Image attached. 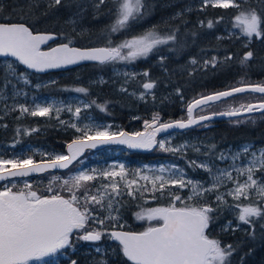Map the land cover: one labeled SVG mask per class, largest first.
<instances>
[{
	"label": "trees",
	"instance_id": "16d2710c",
	"mask_svg": "<svg viewBox=\"0 0 264 264\" xmlns=\"http://www.w3.org/2000/svg\"><path fill=\"white\" fill-rule=\"evenodd\" d=\"M193 1L142 0L144 7L141 13L135 20H130L126 27L119 29L117 36L109 33L116 23L119 7L114 0H105L103 4L97 0L91 3L87 0H61L60 5L49 6L24 5L16 0L0 2V23H23L34 33L57 35L56 43L59 44L81 48L117 47L149 31H154L161 39L175 37L166 44L157 45L147 56L134 60L117 59L103 64H85L45 75L29 73L12 61L18 73L27 77L28 85L6 76L7 71L0 67V157L18 155L21 158L31 157L34 162L50 160L64 154L65 144L82 135L70 126L71 115L67 110L57 112L50 99L68 104L71 96L78 95L91 104L88 110L81 113L83 117L92 114L101 122L112 123L117 133H136L144 129L145 121L152 122L154 116L159 117V123L186 120L189 104L199 97L240 86H264V35L259 38L255 35L251 38L243 36L240 31L242 27L236 20L242 10H255L264 18V0H235L240 7L227 9L194 5L196 8L189 13L178 14ZM199 1L196 0L197 6ZM80 10L83 11L81 22L70 23V18L76 17ZM209 22H212L211 28L208 27ZM96 27L99 29L96 30ZM229 30L238 31L240 37L229 35ZM249 51L253 54L251 59L241 63ZM127 52L128 49L122 50V54L126 55ZM149 82L154 87L148 90L143 85ZM79 88L86 91H76ZM41 101L51 106V113L48 116H32L31 111ZM260 102H264V96L245 93L204 106L195 115L231 111ZM21 106L29 111L21 112ZM99 106H103V110ZM161 141H166L165 146L170 149L182 145L187 147L162 151L159 150ZM11 144L15 145L14 148ZM244 146L254 150L264 149V113L212 121L185 132L160 137L155 150L148 154H134L123 149L111 150L119 152L115 158L126 161L125 168L130 174L138 163L169 160L181 167L184 179L194 182L208 178L206 169L200 166L205 161L212 167L225 165L227 160L221 163V155L226 159L228 153ZM94 157V153H88L67 172L9 181L1 185L0 190L15 185L12 190L18 191L24 189L27 183L38 195L59 193L67 198L70 194L61 188L62 180L74 176L72 172H79L78 169L85 164L81 165L85 158L89 161L87 164H92L94 160L91 159ZM257 176L264 180V171H256ZM53 177H59L60 180L53 182ZM108 183L109 179L99 176L87 182V186L90 194H96L97 189L102 191L101 186ZM50 186L53 190L51 192ZM83 191L81 189L77 192L81 196V203ZM172 194L181 196L183 202L191 206L208 204L215 209L210 214L215 218L210 224V238L219 240L222 247L229 244L233 246L235 251L228 258L230 264H264V218H252V225L238 220L245 206L264 209V201L258 195L251 191L248 198L242 197L240 200L224 195L227 205L218 207L216 192L188 200V187L181 189L169 185L162 195L159 191L153 193L151 184L133 192V195H128L127 190H121L118 196L113 194L114 207L118 211H113L112 215L117 220L106 219L104 225L90 221L88 225L90 229L96 227L103 231L99 242L101 250L83 249L75 242L63 250L66 259L76 264H131L123 256L121 247L111 241L108 231H144L150 224H145L143 220L139 222L136 219L137 213L168 206L172 202ZM176 204L182 206L180 201ZM92 207L96 208L93 215L101 219L108 215L98 206ZM229 221L231 225L225 230ZM44 264L54 263L44 261ZM57 264H67V261L59 260Z\"/></svg>",
	"mask_w": 264,
	"mask_h": 264
},
{
	"label": "snow or ice",
	"instance_id": "6c2138e0",
	"mask_svg": "<svg viewBox=\"0 0 264 264\" xmlns=\"http://www.w3.org/2000/svg\"><path fill=\"white\" fill-rule=\"evenodd\" d=\"M105 0H99L103 4ZM119 4L117 10L116 24L112 27V32H116L128 25L130 20H135L144 7L142 0H114ZM54 5H60L61 0H52ZM99 5H97L98 7ZM214 7H236L240 5L235 0H214ZM238 24L242 27L243 34L249 38L255 35L257 38L264 35V18L259 16L255 10L240 11L236 16ZM212 22L208 27L211 28ZM51 34L35 33L23 23H0V57H13L19 64L37 72L45 69L60 68L64 65L75 64L78 61H98L103 64L108 61L134 60L137 57L147 56L157 45L166 44L168 40L175 37L169 36L161 39L154 31H149L144 35L126 40L117 47L92 48L81 50L70 47L69 44H61L52 47L48 51L42 50L41 46L52 40ZM71 43V41H69ZM123 49H128L127 54H122ZM252 52L245 54L241 63L251 59ZM195 63V61H192ZM7 72L6 76H16L14 64L5 61ZM148 75L147 72L144 73ZM24 77L21 74L18 79ZM25 82L27 83V79ZM145 89H152L154 84L149 82L143 85ZM252 91L264 94V86H244L235 87L227 91H221L194 100L188 107L187 122L178 121L175 123H159V117L154 116L151 123L145 121L144 132L128 134L126 132L109 133L106 129H97L92 133V129L85 127L77 128L75 124L70 126L76 128L82 135L67 145V154H59L50 158L48 162L37 163L31 157L26 159H0V181L9 177H23L30 173H40L48 169H66L83 152L85 148H95L97 143H118L126 144L129 148H151L156 141L158 132L166 131L169 128H187L192 124L208 120L209 116H200L199 120L192 118L193 110L210 102L219 101L222 98L232 96L234 93ZM78 92L86 91L83 88L76 89ZM101 110H103V106ZM29 109L21 106V112H28ZM52 109L50 107H37L31 111L32 116H48ZM241 111L252 113L260 111L264 113V102L258 105L249 104L241 106L228 112L219 113L220 115L236 116ZM59 112V109H57ZM80 109L77 108L75 114L78 116ZM63 123V121H61ZM95 137L105 139L97 141ZM159 147L164 151H176L165 146L163 141L159 142ZM247 151V149H245ZM254 159L251 164L243 169H236L240 174H246L247 179L243 183H236L234 189L229 190L226 195L232 196L234 200H240L243 196L248 198L250 190H255L256 194L264 201V183L254 179L256 171H264V150L260 151L259 156L252 153ZM224 159L223 155L220 157ZM236 157H234L235 159ZM10 165L11 167H7ZM196 166L195 162H192ZM204 167L211 174L208 166ZM161 172L165 169L161 168ZM104 179H110V184L102 185L101 189L96 190V194H90L87 182L94 181L97 176L80 172L64 179L61 188L70 195L66 198L59 193L52 195H38L32 190L31 185L25 183L24 189L13 191L12 187H5L0 191V264H44V258L52 256L71 245V240L75 235L77 239L83 241H100L104 234L100 230H89V222L104 225L105 220H117L112 215L113 211H118L114 207V196L120 195L119 184L116 177L125 181L128 195H133V185L137 180H126L124 165H119V171L107 170L99 174ZM222 177L233 180L231 173L222 172L220 175L213 176L210 187H204L199 182L185 180L183 174L172 172L169 178L164 176L149 177L142 175L139 178L150 181L152 191L161 192L169 185L178 188H190L191 195L188 200L193 198H203L205 194L216 192L217 205H227L223 193L218 192V188L223 183ZM60 180L53 177V182ZM235 182V181H234ZM145 186L135 189L140 191ZM81 189V196L77 195ZM111 189V192H109ZM49 191H53L51 186ZM180 201L182 206H177ZM106 211L108 215L101 219L93 213L95 207ZM236 207H240L236 205ZM215 209L208 204L202 206H191L184 203L181 196L172 194V202L166 207H156L137 213V219L156 221L155 225H150L142 232L112 231L108 235L111 239L118 241L121 246L123 256L131 264H230L229 257L235 251L232 245L221 246L219 240L210 238V224L214 222V217L210 215ZM264 218V209L259 206H245L241 209L238 220L244 224L252 225V218ZM231 225L229 221L225 230ZM82 233V234H80ZM99 251V249H97ZM72 264H76L75 261Z\"/></svg>",
	"mask_w": 264,
	"mask_h": 264
},
{
	"label": "rangeland",
	"instance_id": "374dc122",
	"mask_svg": "<svg viewBox=\"0 0 264 264\" xmlns=\"http://www.w3.org/2000/svg\"><path fill=\"white\" fill-rule=\"evenodd\" d=\"M87 1L91 3L94 0H87ZM97 1H99V0H97ZM213 2H214V0H200L199 4L197 6L196 0H195L191 4L186 5V7H183V9L178 14L189 13L191 10L195 9L196 7L213 6ZM220 8H222V7H220ZM82 12L83 11L80 10L79 13H77L76 17L70 18L69 22L73 23V24H75L77 22H81ZM116 18H117V16H116ZM112 27L109 30V33H112L113 36H117L119 34L118 31L112 32ZM95 29L98 30L99 28L96 27ZM240 31H241V34L243 36H245L243 34L242 28L240 29ZM228 34L232 35V36L236 35L237 37H240V33H238V31H236V30L235 31L229 30ZM245 37H247V36H245ZM5 61L6 60H3L0 62V67H4L5 70L7 71ZM9 62H12V61H9ZM21 74L22 73H18V71H17L16 76H11V75H9V76L15 78L19 83L28 85V82L27 83L25 82V78H24V77H26L25 75H24V77H21L19 79L17 78V77H20ZM26 79H27V77H26ZM27 81H28V79H27ZM16 92L19 93L20 90L16 91ZM70 99H71V101L68 104H65L61 101H55L54 99H50V100H51V103H53L54 109H59L60 111H62L64 109L67 110L68 114L71 115L70 121H72V124H75L77 126V128L84 129L87 126V127L92 129V133H94L97 129H99V130H105L106 129L109 133H117V130L113 129L112 123L101 122L100 120H97L92 114H85V117L82 116L81 113L84 112L85 110H88L91 106V104L87 100H85L84 98H82L78 95L71 96ZM37 107H50L51 108L50 105H46V103L43 101L37 103L35 109ZM77 108L80 109V113L78 116L75 114ZM226 111L227 110H224L221 112H226ZM221 112H214V113H221ZM209 114H212V113H209ZM202 115H205V114H202ZM93 137H95V136L93 135ZM163 142L166 143V141H163ZM10 146L12 148H14L15 145L11 144ZM186 147H187L186 145L185 146L182 145L180 147H176V150H182ZM245 149H247V151H245ZM159 150H162V149L159 147ZM261 150H264V149H261ZM261 150H254V149L250 148V146H244L237 151H232V152L228 153L226 159L221 160V163H223L225 160H227V164H225V165L220 164V165L212 167V166H208V163L205 161L203 163V165L206 164L208 166V168L211 169V174L209 173V171L206 170L207 173L209 174L208 178L206 180L194 181V182H199L200 184H202L204 187L207 188V187L211 186V184L213 182V176L214 175H220L222 172H225V171L229 172V173H231V175L234 179L228 180L226 177H222L223 183L218 188V192L226 195V193L229 190L234 189L236 187L237 182L243 183L247 179L246 174H240L236 171V169H243V168L248 167L251 164V161L254 159L252 153H256V155L259 156ZM118 154H119V152H117V151L105 150V151H103V153H100V155L99 154L95 155V157L91 159V160H94V162H92V164L91 163L87 164V163H89L88 160L82 161L81 165L83 163H85V164L78 169L79 172L78 171L76 173L72 172V174L77 175L80 172H85L88 174L92 173V174L96 175L97 177H99L100 176L99 174L103 171H107V170L119 171V165H121V162L115 161V156ZM234 157H236V158L234 159ZM26 158H28V157H26ZM26 158H21L18 155L17 156L13 155V156H10L8 158H1L0 157V159H4V160L26 159ZM178 166L179 165H177L176 163H172L169 160H163V161H159V162L154 161L152 163H149V162L138 163L137 167H134L133 171H131V174L128 171L125 172L126 173V180L127 181H131L133 179L137 180V184L133 185V192H135L136 191L135 189L139 188L140 186L147 187V186H150V184H151L150 181H145V180L140 179L139 178L140 176H142V175H147L149 177L164 176L165 178H169L171 176L172 172H176L177 174H181V173L184 174L181 167L179 166L180 167L179 168ZM7 167H11V166L8 165ZM88 168H90V170H86ZM161 168H164L165 171L161 172L160 171ZM132 176H133V179H131ZM115 179H116L117 183L119 184V192L121 190L129 191L124 186L125 181H121L119 177H116ZM254 179H257V181L260 183H264V180L262 179V177H260V176L256 177V172L254 174ZM110 183H111V180L109 179L108 184H110ZM189 191H190V188H189ZM251 191L253 192L254 195H257L255 190H250V192ZM109 192H110V190H109ZM212 193H214V192H212ZM210 194L211 193H207V194H205V196L210 195ZM190 195H191V191H190ZM136 219H137V217H136ZM146 220L147 219H145V222L148 221L150 225H152L153 222H156V221H149V220L146 221ZM138 221L140 222V219ZM146 228L147 227H145V229ZM96 249H97L96 247H93V248L91 247V250L95 251ZM55 261H57V257H54L53 262H55Z\"/></svg>",
	"mask_w": 264,
	"mask_h": 264
},
{
	"label": "water",
	"instance_id": "95a60500",
	"mask_svg": "<svg viewBox=\"0 0 264 264\" xmlns=\"http://www.w3.org/2000/svg\"><path fill=\"white\" fill-rule=\"evenodd\" d=\"M37 33H41V34H49V33H42V32H37ZM35 34V33H34ZM54 38L50 41H48L46 44L42 45L41 48L42 50L44 51H48L50 50V48H47V46L51 45L52 43H54L56 40H57V35H54V34H51ZM61 44H66V43H60V44H57L53 47H58L60 46ZM70 47H73V48H78V49H81V50H85V49H92V48H105V47H89V48H81V47H76V46H72V45H69ZM0 60H8V61H13L15 63H17L18 65H20L25 71L29 72V73H32V74H35V75H45V74H49V73H55V72H64V71H67V70H70V69H73L75 67H78V66H81V65H85V64H101L99 63L98 61H78L77 63L75 64H69V65H64L60 68H52V69H45L43 72H37L36 70L34 69H28L26 66L22 65V64H19L18 61H15V58L13 57H0ZM246 86H263V85H246ZM240 87H244V86H240ZM149 90V89H148ZM227 91V90H226ZM218 93V92H217ZM245 93H253V94H258V95H261V96H264V94L262 93H256V92H252V91H245V92H241V93H234L232 96H229V97H225V98H222L221 100L219 101H215V102H210L209 104L207 105H204V106H208V105H211V104H215V103H218V102H221V101H224V100H227V99H230V98H233L235 96H238V95H241V94H245ZM214 94V93H213ZM211 95V94H209ZM208 96V95H206ZM204 97V96H203ZM201 98V97H199ZM197 98V99H199ZM194 101H192L190 104H192ZM261 103V102H260ZM189 104V105H190ZM253 105H258L259 103H252ZM249 105V104H248ZM202 106V107H204ZM189 107V106H188ZM201 107H196L194 108L193 110V114H192V118L195 119V120H199V117L200 116H209L211 117L210 119L208 120H204V121H200L199 123H196V124H192L190 125L189 127L187 128H177V127H173V128H169L167 129L166 131H163V132H158L156 134V141L158 138L160 137H165V136H168L170 134H173V133H181V132H185L187 130H191L193 128H196L200 125H203V124H206V123H209V122H212V121H217V120H228V119H233V118H238V117H244V116H248V115H253V114H259L261 113L260 111H255V112H252V113H248V112H244V111H241V113L239 115H236V116H227V115H220L219 113H212V114H205V115H199V116H196L195 113L198 109H200ZM221 113H224V112H221ZM188 114V113H187ZM189 117H187L186 120H181L183 122H187ZM180 121V120H178ZM178 121H172V122H168V123H175V122H178ZM151 123V122H149ZM163 124V123H161ZM145 131V128L141 131H138V132H144ZM122 132H126V131H122ZM128 134H133V133H129V132H126ZM94 140H97V141H100V140H103L105 139L104 137H93ZM71 141H68L66 144H65V147H64V155L67 154V145L69 143H71ZM156 144H154L151 148H129L126 144H118V143H97V146L95 148H85L83 150V152L72 162V164L69 165L68 168L66 169H48L44 172H40V173H30L28 176H23V177H9L5 180H2L0 181V186L9 182V181H16V180H26V179H32V178H37V177H40V176H43L45 174H48V173H63V172H66L67 170H69L74 164H76L79 160H81L85 154L87 152H90V153H97V152H100V151H103V150H111V148H117V149H123L129 153H134V154H148V153H151L155 150L156 148ZM85 160H88L87 158H85L83 161ZM49 160H45V161H40V162H37V163H41V162H48ZM113 231H123V230H113ZM112 232V231H111ZM126 232H130V231H126ZM139 233V232H137ZM112 242H114L115 244L119 245V242L118 241H115L113 239H111ZM120 246V245H119ZM121 247V246H120ZM51 261L54 260V257H52L51 259H49Z\"/></svg>",
	"mask_w": 264,
	"mask_h": 264
},
{
	"label": "flooded vegetation",
	"instance_id": "af4514ba",
	"mask_svg": "<svg viewBox=\"0 0 264 264\" xmlns=\"http://www.w3.org/2000/svg\"><path fill=\"white\" fill-rule=\"evenodd\" d=\"M4 1H6V0H0V2L1 3H3ZM18 3H20L21 4V2H22V4H24V5H26V4H32V6H38V5H40V4H47L48 6L50 5V4H52L53 5V3H52V0L50 1V0H16ZM1 8V7H0ZM9 8H10V10L12 9V7L11 6H9ZM2 9V8H1ZM58 37V36H57ZM57 40H58V38H57ZM57 40L54 42V43H52L51 45H49V46H47V48H50V47H53V46H55V45H57V44H59V43H56L57 42ZM104 151V150H103ZM103 151H100V152H97V153H94L95 155H100V153H103ZM88 153H90V152H87L86 154H85V156L88 154ZM84 156V157H85ZM83 157V158H84ZM82 158V159H83ZM81 159V160H82ZM80 161V160H79ZM78 161V162H79ZM75 165V164H74ZM73 165V166H74ZM72 166V167H73ZM85 168V167H84ZM89 169V168H88ZM88 169H86V170H88ZM68 171V170H67ZM66 171V172H67ZM64 173V172H63ZM91 174V173H90ZM44 176V175H43ZM41 177V176H40ZM38 178V177H37ZM147 221V220H146ZM143 222H145V219L143 220ZM149 222L147 221V222H145V224H148ZM89 230H100L99 228H96V227H92L91 229L90 228H88ZM101 231V230H100ZM113 231V230H112ZM103 232V231H102ZM111 231H108V233H110ZM131 232H135V231H131ZM142 232V231H141ZM80 234H82V233H80ZM112 241V240H111ZM77 243L78 244V247H80V248H85V249H90L91 247L93 248V247H96L97 249H99V250H101V248H102V246L99 244V242L100 241H83V240H80V239H77L76 238V236L74 235L73 236V238H72V240H71V244L72 243ZM114 243V242H113ZM70 247V246H69ZM68 247V248H69ZM66 249V248H65ZM97 249L95 250V251H97ZM64 249H61L59 252H57L56 254H54V255H52V256H49V257H45L44 258V261H48V262H52V263H54V264H57V262L59 261V260H66L67 261V264H72V262H73V260L72 261H69L68 262V260L66 259L67 257V255H66V253L63 251ZM98 252V251H97ZM52 257H57V261H55V262H53V261H51V260H49V259H51ZM59 257L61 258V259H59ZM39 263V262H38Z\"/></svg>",
	"mask_w": 264,
	"mask_h": 264
},
{
	"label": "built area",
	"instance_id": "2783aa9c",
	"mask_svg": "<svg viewBox=\"0 0 264 264\" xmlns=\"http://www.w3.org/2000/svg\"><path fill=\"white\" fill-rule=\"evenodd\" d=\"M122 165H124V164H122Z\"/></svg>",
	"mask_w": 264,
	"mask_h": 264
}]
</instances>
